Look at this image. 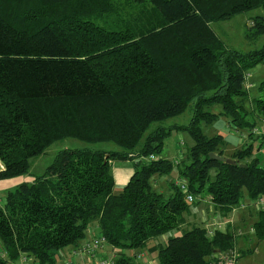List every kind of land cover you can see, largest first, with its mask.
I'll use <instances>...</instances> for the list:
<instances>
[{"label": "trees", "instance_id": "obj_1", "mask_svg": "<svg viewBox=\"0 0 264 264\" xmlns=\"http://www.w3.org/2000/svg\"><path fill=\"white\" fill-rule=\"evenodd\" d=\"M251 9L264 10V0H0V180L26 173L32 157L64 138L118 147L62 149L41 175L7 190L0 264L22 255L59 264L57 252L80 246L91 223L118 251L115 264H140L128 250L156 252L157 264H211L218 253L238 256L237 236L264 239V209L238 206L264 196L252 143L227 156L224 136L202 129L224 117L251 139L264 119V77L252 98L244 86L245 74L264 65V42L243 52L210 26ZM244 34L264 35V15ZM186 109L189 122L173 128L193 144L174 162L161 156L172 126L155 124ZM113 160L135 165L117 193ZM174 170L185 191L173 179L169 195L154 189L152 178ZM201 193L220 218L242 217L211 233L205 222L172 235L191 222L187 195ZM244 215H254L246 231L234 227Z\"/></svg>", "mask_w": 264, "mask_h": 264}, {"label": "rangeland", "instance_id": "obj_2", "mask_svg": "<svg viewBox=\"0 0 264 264\" xmlns=\"http://www.w3.org/2000/svg\"><path fill=\"white\" fill-rule=\"evenodd\" d=\"M257 15H264L263 9H251L239 14H236L232 18L223 21H217L210 23L211 28L214 32L220 37V39L227 45L228 47L235 48L240 51H249L253 49L260 48L262 43L264 42V35L256 36L253 39H248L245 37L244 31L246 26L253 25V18ZM264 77V65L262 63H258L254 68H252L248 73L245 74L244 86L250 92V96H254L256 94V88L260 80ZM214 112H218L220 107L215 105L212 109ZM191 118V112L189 109H186L183 113L178 114L176 116H172L167 118L166 120L156 123L155 125H161L164 127L172 126V130L170 134L164 139L163 148L161 156L163 158H168L174 162L185 159L187 149L193 144V140L189 136V134L185 131L178 130L173 128L174 124H186L189 122ZM256 126L254 130V135L251 139L246 135L247 132H240L232 127H230L226 121V118L219 117L216 121H214L211 125H202L203 132L207 136H212L217 133L224 136L226 140L225 145V155H230L235 149L239 148L243 144L252 143L253 146V155L257 156L261 159L262 165H264V138L261 139L259 137L262 132H264V119L256 118ZM242 133V134H241ZM233 137L234 140H232ZM80 149V148H89L91 150H110V149H118V147L109 142H96V143H87L75 138H64L62 140L56 141L52 143L50 146L46 148V150L37 156H34L30 159V167L29 170L18 176H14L8 179L0 180V204L3 203L5 194L7 190L12 187H15L17 184L21 182H29L33 180L34 177L41 175L47 166L53 161L55 155L62 149ZM135 169V165L133 161H118L113 160L110 163V172L113 174L115 184L114 191L121 192L123 189V185L125 183V177L123 173L125 172L129 177ZM122 170L121 173H119ZM158 176L152 178V183L154 189L163 193V195L167 196L170 193L169 182L171 179L176 180L178 178L177 171H172L170 175H161L160 181L156 180ZM128 179V178H127ZM181 181L185 183L183 178H180ZM158 181V182H157ZM158 183V184H157ZM175 185H177L174 182ZM178 186V185H177ZM13 189V188H12ZM208 195L201 193L194 197V202H190L192 205L191 208H198V212L195 210L192 214L191 222H185L184 225L180 227L179 231H173L172 235L180 234L181 231L189 229L191 226L199 224L197 221L198 215L202 211L201 216L204 221H219L224 219H230L235 215L238 216L241 210H235L231 215L225 218H220V213L218 212L217 207L212 201H208ZM208 211L204 212V211ZM187 216V215H186ZM241 216V215H240ZM239 216V217H240ZM254 215L247 216L244 215L245 220H240L234 227L237 229L239 227L243 228L245 231L250 224ZM250 217V218H249ZM96 224L91 223L88 226V230L86 238L83 241L92 238L93 235H99L97 228H95ZM251 234L245 233L243 236H237L236 238V246L240 249V253H235L234 263L235 264H264V239L258 240L255 236H250ZM166 236V235H165ZM163 237L165 240L166 237ZM246 236V237H245ZM247 237H249L247 239ZM162 241V239H159ZM151 241L149 244H152ZM107 247H109L107 245ZM110 251H113L115 255H117L118 251L112 247L109 248ZM105 251V255L107 258L111 257L110 251ZM139 250H128L126 253L132 256V259L135 262L143 264L146 260H150L153 258V264H157V253L150 252L149 255L147 253H143V257L136 258L134 256L135 252ZM73 249L71 246L66 247L57 252V257L59 259V264L65 263L66 259H71L74 263H79V258L73 256ZM237 256V257H236ZM87 261L84 262L86 264Z\"/></svg>", "mask_w": 264, "mask_h": 264}, {"label": "built area", "instance_id": "obj_3", "mask_svg": "<svg viewBox=\"0 0 264 264\" xmlns=\"http://www.w3.org/2000/svg\"><path fill=\"white\" fill-rule=\"evenodd\" d=\"M148 159H156V156L149 155ZM174 182L180 187L181 190H186V183L180 180V178H177L174 180ZM187 201L194 202V198L191 195H187L186 197ZM239 208L244 209L246 206L253 207L255 210L258 209H264V196H260L255 201H248L246 203H241L238 205ZM231 222L230 219L225 220H219V221H213L211 223H207L206 227L209 228L210 233L213 232L215 229L225 227L226 224ZM252 230V229H251ZM105 246H107V242L105 240V237L102 235L94 236L90 239H87L83 241V243L78 246L77 248L73 249V256H76L79 258L78 264H84L85 261H87L86 264H115L114 260L116 255L113 251H111V257L107 258L106 255H102L100 258L98 257V253L100 250H102ZM134 256L136 258H141L143 254L135 253ZM28 258L24 255H22L19 259V261L13 262L11 264H28ZM65 264H75L74 261L71 259H67L65 261ZM211 264H235L234 263V256H231V254L226 253H218L217 259L212 261Z\"/></svg>", "mask_w": 264, "mask_h": 264}, {"label": "crops", "instance_id": "obj_4", "mask_svg": "<svg viewBox=\"0 0 264 264\" xmlns=\"http://www.w3.org/2000/svg\"><path fill=\"white\" fill-rule=\"evenodd\" d=\"M230 138H232V140H234V138L233 137H231L230 136ZM122 172V170L119 172V173H121ZM123 176L125 177V182L127 181V178H129V177H127L128 175L124 172L123 173ZM155 178V177H154ZM157 179H159L158 181H160V176H158L156 179H155V182H156V180ZM157 181V182H158ZM158 184V183H157ZM197 211L198 212V208L196 207V208H191V210L189 211V219L188 220H190L191 221V219H192V214L194 213V211ZM204 212H207L208 213V211H204ZM199 213V212H198ZM203 212L201 211L200 212V214L198 215V218H197V221L198 222H200V223H202V224H204L205 223V221H204V219H203V217L201 216V214H202ZM243 213V212H242ZM242 213L240 212V214L238 215V216H235V217H239L240 215V217H242ZM237 219V218H236ZM236 221V220H235ZM207 222H211V221H207ZM109 248L110 247H107V246H105L102 250H100L99 251V253H98V257L100 258L102 255H105V251H107V250H109ZM110 251V250H109ZM111 252V251H110ZM151 259H153V258H151ZM151 259L150 260H146L143 264H152V261H151Z\"/></svg>", "mask_w": 264, "mask_h": 264}, {"label": "water", "instance_id": "obj_5", "mask_svg": "<svg viewBox=\"0 0 264 264\" xmlns=\"http://www.w3.org/2000/svg\"><path fill=\"white\" fill-rule=\"evenodd\" d=\"M209 158L210 159H214V160H218V161H225L226 163H229V164H232V165H235L237 164V162L235 160H233L232 158H229V157H223V156H220L219 154H216V153H209ZM240 167H243L244 164H241L239 163L238 164ZM217 257V254L215 255Z\"/></svg>", "mask_w": 264, "mask_h": 264}]
</instances>
